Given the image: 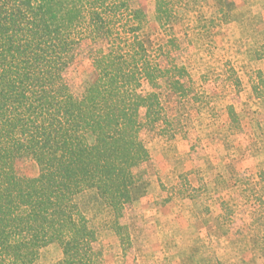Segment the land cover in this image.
<instances>
[{"label":"trees","instance_id":"obj_1","mask_svg":"<svg viewBox=\"0 0 264 264\" xmlns=\"http://www.w3.org/2000/svg\"><path fill=\"white\" fill-rule=\"evenodd\" d=\"M261 1L215 0L226 27L251 36L257 60L264 59V31L244 7ZM207 2L0 0V264H37L51 245L61 257L50 264H105L99 237L108 231L123 253L131 249L127 206L141 196L136 169L151 159L145 134L189 138L196 133L191 109L198 118L215 113L208 91L180 60L196 40L212 43ZM84 47L91 78L75 91L67 74ZM227 73L240 91L237 73ZM254 73L260 98L264 74ZM262 110L250 124L260 122ZM241 113L227 106L235 133L244 128ZM28 162L37 175L26 174ZM184 175L178 192L198 197ZM263 179L236 184L258 207L246 230L264 255ZM232 215L225 205L218 216L230 230Z\"/></svg>","mask_w":264,"mask_h":264},{"label":"rangeland","instance_id":"obj_2","mask_svg":"<svg viewBox=\"0 0 264 264\" xmlns=\"http://www.w3.org/2000/svg\"><path fill=\"white\" fill-rule=\"evenodd\" d=\"M207 1L203 11L212 43L203 47L196 40L194 47L185 48L180 54V60L208 91L215 113L209 119L208 111H203L198 118L191 109L196 133L189 138L167 142L145 134L151 159L136 169L141 196L127 206L132 247L123 253L113 232L102 233L99 245L105 253V264H264L259 241L246 230L259 216L258 207L242 197L236 184L250 187L264 173V150L258 142L260 123L264 127V83L260 98L251 84L252 77L258 81L254 72L260 70L264 74V59L257 60L252 55L251 36L240 26L226 27L215 0ZM261 2L244 8L250 10L249 14L259 23L258 29L264 31ZM145 6L151 9L148 1ZM89 51L90 47L82 48L78 64L67 74L75 91L90 81ZM228 70L239 76L240 91L228 77ZM231 104L243 116L244 128L237 133L229 129L227 106ZM258 107L263 109L260 122L250 124ZM24 170L29 176L38 173L33 162L25 164ZM182 174L199 187L195 192L198 197L189 198L178 192ZM225 205L233 211L234 230L218 220ZM60 257L61 250L51 245L42 251L37 264H50Z\"/></svg>","mask_w":264,"mask_h":264}]
</instances>
